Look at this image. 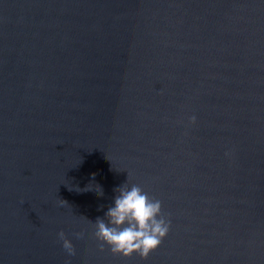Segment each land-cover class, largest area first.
<instances>
[{"label": "water", "instance_id": "obj_1", "mask_svg": "<svg viewBox=\"0 0 264 264\" xmlns=\"http://www.w3.org/2000/svg\"><path fill=\"white\" fill-rule=\"evenodd\" d=\"M124 184L146 258L95 235ZM0 264H264V0H0Z\"/></svg>", "mask_w": 264, "mask_h": 264}, {"label": "clouds", "instance_id": "obj_2", "mask_svg": "<svg viewBox=\"0 0 264 264\" xmlns=\"http://www.w3.org/2000/svg\"><path fill=\"white\" fill-rule=\"evenodd\" d=\"M192 119L195 120V117ZM95 184L96 178L92 177L88 187L81 189L76 186L70 190L94 192L92 185ZM96 194H102V190ZM105 217L107 219L98 217L95 221V235L101 241L100 247L103 249L107 244L113 253L123 256L138 253L146 258L159 246L168 233L171 223L162 214V202L150 197L138 184L118 186V195L114 197L113 204L107 208ZM58 239L63 254L74 260V249L67 242L65 235L60 233ZM74 239L79 242L84 239V235L74 236Z\"/></svg>", "mask_w": 264, "mask_h": 264}]
</instances>
